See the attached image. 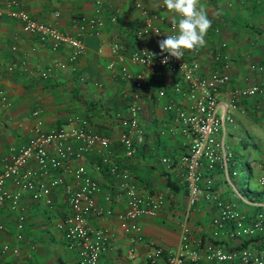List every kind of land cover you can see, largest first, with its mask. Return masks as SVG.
Segmentation results:
<instances>
[{"label":"crops","instance_id":"0c3cea01","mask_svg":"<svg viewBox=\"0 0 264 264\" xmlns=\"http://www.w3.org/2000/svg\"><path fill=\"white\" fill-rule=\"evenodd\" d=\"M17 1L32 17L69 33L75 32L71 26L74 18L93 15L92 0ZM133 1L103 0L101 12L104 22L98 30L85 29L78 35L83 49L73 60H68L66 48L51 49L36 35L24 32L18 19L5 11L0 13V87L10 99V105L0 107V169L7 147L23 143L31 134L34 123V116L30 113L32 109H38L43 129L67 126L70 118L79 114L87 118L88 130L108 138L110 157L118 169L129 171L131 180L138 187L165 193V202L155 215L137 218L142 238L133 243L135 254L130 255L128 233L120 228L117 216L125 208L123 193L117 195L115 190L118 177L111 174L105 165L100 169L93 167L100 158L96 146L84 153L86 168L99 184L94 195L95 203L111 210L109 215L89 213L86 217L90 228L102 229L107 235L105 247L98 257L100 264H143L144 253L150 243L163 248L175 246L185 204L179 168L176 163L169 166L160 161L163 155L176 158L184 148L185 136L179 131L164 136L157 132L159 126L171 122L173 111L164 110L162 104L169 96L176 97L171 86L180 79L177 69L157 67L155 72L142 79L139 123L145 140L136 152L125 156L117 141L121 125L112 112H125L132 90V77L143 68L130 58V51L139 46L157 47L159 41V35L152 32L136 34L143 15ZM141 1L150 14H163L162 19H154L162 29L166 28L168 20L176 18V14L165 6L158 7L162 0ZM5 3L6 0H0V7ZM201 6L212 21L205 37L206 45L200 48L201 70L206 72L218 66L211 53L221 40L226 42L224 51L231 62L229 79L218 98L225 99L230 87L255 81L264 83V69L257 72L248 67L250 62L261 63L264 67V0H201ZM111 14L115 16L113 21L108 18ZM114 41L118 43V49L113 51L111 45ZM52 58L64 61L65 67L45 78L39 77L34 69L46 65ZM109 61L113 63L111 66L107 65ZM8 65H11L10 69ZM121 67L125 68L124 72ZM159 88L164 89L165 95L155 101L154 94ZM231 113L233 122L228 125L226 135L230 148H235L239 141L234 136L236 120L244 129L264 135V100L257 95L238 99ZM77 162L72 158L68 166L73 167ZM217 171H213L214 177ZM63 177L64 183L70 182V171H64ZM6 186L11 188L9 182ZM218 187L223 195H227L223 192L226 190ZM46 188L49 204L40 199L33 200L27 192L20 196L19 206L25 216L20 240L14 237L15 212L6 204L0 206V247L7 246L5 251L0 250V264H8L13 258L18 259L19 264H76L74 253L64 245L62 228L57 226L69 210L64 184ZM106 193L111 194V199L103 198ZM248 208L251 212L259 209L264 212V206L251 205ZM211 211L209 204L201 199L191 207L188 217L191 245L198 246V242L210 238ZM222 244L226 248H236L242 243L224 238ZM13 247L17 248L16 255L12 252Z\"/></svg>","mask_w":264,"mask_h":264},{"label":"built area","instance_id":"2783aa9c","mask_svg":"<svg viewBox=\"0 0 264 264\" xmlns=\"http://www.w3.org/2000/svg\"><path fill=\"white\" fill-rule=\"evenodd\" d=\"M92 4V16L80 15L72 20L74 33L61 31L51 23L32 17L18 5L17 0H6L5 6L0 7V13L5 11L9 16L18 19L24 32L36 35L51 49L66 48L68 60H73L83 49V42L78 35L85 29L98 30L104 22L101 12L103 0H92ZM133 4L143 15L142 24L136 34L158 31L159 40L165 39L167 35L177 34L178 26L173 24V20L179 19L177 14L162 29L154 20L162 19V13L150 14L141 0H134ZM158 7H164L162 2ZM108 18L113 21L115 16L111 14ZM111 47L113 51L117 50L118 43L114 41ZM225 47L226 42L219 41L218 47L211 53L218 66L206 72L201 70L200 48L195 51L184 50L181 59L169 56L167 63L161 62L168 54L161 53L158 45L154 48L139 46L130 51V58L140 63L143 68L132 77V90L125 112H112L121 125L117 141L122 153L125 156L133 155L145 140L144 130L139 123L140 88L143 77L155 72L157 67L177 69L180 73L179 81L171 86L176 97L169 96L162 104L164 110L173 111L171 122L159 126L158 135H170L179 131L185 136L184 148L176 158L172 159L170 155L160 157L165 165L176 163L185 189L178 239L175 246L170 248L150 243L144 253L143 264H264V212L261 209L251 212L248 208L251 205L264 206V201H254L246 197L231 182L229 175H233L235 171L230 170L231 149L226 140L228 125L233 122L231 111L236 108L237 100L252 95L264 100V83L255 81L230 87L226 91V98L220 100L218 95L229 79L231 67ZM152 53L156 55L151 56ZM112 64L109 61L107 65ZM65 65L64 61L52 58L46 65L34 70L39 77L45 78ZM248 67L257 72L264 69L257 62L248 63ZM7 68L10 69L11 65ZM121 69L125 71L124 67ZM164 95V89L159 88L155 91L154 100L158 101ZM8 105L10 99L0 87V107ZM30 113L34 116L31 134L23 143L9 145L1 159L0 206L6 204L15 212V239L22 238L25 221L19 206L20 196L27 192L33 200L40 199L49 204L50 199L45 195L46 187L63 183L69 210L57 226L62 228L64 245L74 253L76 264H100L98 257L105 247L107 235L102 229L90 228L86 224V217L89 213L109 215L111 210L95 203L94 195L99 184L83 161L84 153L96 146L100 158L93 167L100 169L101 165H105L111 174L117 176L116 194L122 192L125 197V208L117 216L120 228L128 233V253L134 255L133 243L142 238L137 218L140 215H155L165 202V193L162 190L138 187L131 180L129 171L118 169L110 157L108 138L88 130L85 116L74 114L67 126L43 129L38 109H32ZM72 158L78 162L69 167L68 161ZM215 169H218L223 181L229 182L242 200V206L230 198L229 192L225 196L221 194L215 183ZM66 170L71 174V181L68 183H64L63 177ZM256 181L260 190L264 191V162L259 167ZM7 182L11 184V188L6 186ZM103 198L109 200L111 194L106 193ZM200 199L212 208L208 230L210 238L198 242V246H193L188 217L191 207ZM224 238L245 243L236 248H226L222 244ZM6 248V245H2L0 250L5 251ZM12 252L16 255L17 248L13 247ZM220 253L230 258L221 259L218 255ZM8 264H19V261L13 258Z\"/></svg>","mask_w":264,"mask_h":264},{"label":"clouds","instance_id":"9594fccd","mask_svg":"<svg viewBox=\"0 0 264 264\" xmlns=\"http://www.w3.org/2000/svg\"><path fill=\"white\" fill-rule=\"evenodd\" d=\"M162 5L169 12L179 16L178 21L173 20V24L178 26L177 34L167 35L165 39L158 41L161 53H167L162 63H167L168 58L181 59L184 50L195 51L206 45V35L211 27L212 21L208 18L206 9L201 6V0H162ZM156 34H160L158 31ZM156 55L152 53L151 56ZM221 259H229L222 253Z\"/></svg>","mask_w":264,"mask_h":264},{"label":"rangeland","instance_id":"374dc122","mask_svg":"<svg viewBox=\"0 0 264 264\" xmlns=\"http://www.w3.org/2000/svg\"><path fill=\"white\" fill-rule=\"evenodd\" d=\"M235 137H238V143L235 144V147L238 149L237 152H240L239 159L237 162V175H229L231 182L238 188V190L243 193L246 197L252 198V200L264 201V191L260 190L258 183L256 181V176L259 171V167L263 162L261 159H264V135L255 134L252 129H244L238 121L236 120ZM259 131L263 129L257 128ZM230 145L231 142H230ZM244 145V147H242ZM231 146V153L233 150ZM247 158V159H246ZM251 169V173L247 171V161ZM216 185L220 186L221 189L226 190L224 193H230V198L233 199L240 206L243 205L242 200L238 197L236 192L231 188L229 182L223 181L221 174L217 171V176L215 178ZM230 189V190H229ZM222 194V192H221ZM223 195V194H222ZM225 196V195H223Z\"/></svg>","mask_w":264,"mask_h":264},{"label":"trees","instance_id":"16d2710c","mask_svg":"<svg viewBox=\"0 0 264 264\" xmlns=\"http://www.w3.org/2000/svg\"><path fill=\"white\" fill-rule=\"evenodd\" d=\"M242 147H244V145H242ZM237 148L235 147V148H233V150H232V153H231V160H230V163H229V166H230V170H234L235 172L233 173V175H237V169H238V166H237V162H239L240 161V159H239V154H240V152H237ZM247 159V158H246ZM245 161H247V171L249 172V173H251V169H250V167H249V165H248V160H245ZM245 242H242V244H244Z\"/></svg>","mask_w":264,"mask_h":264}]
</instances>
